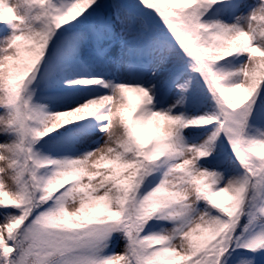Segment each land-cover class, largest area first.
<instances>
[{"label": "snow or ice", "instance_id": "obj_1", "mask_svg": "<svg viewBox=\"0 0 264 264\" xmlns=\"http://www.w3.org/2000/svg\"><path fill=\"white\" fill-rule=\"evenodd\" d=\"M0 264H264V0H0Z\"/></svg>", "mask_w": 264, "mask_h": 264}, {"label": "rangeland", "instance_id": "obj_2", "mask_svg": "<svg viewBox=\"0 0 264 264\" xmlns=\"http://www.w3.org/2000/svg\"><path fill=\"white\" fill-rule=\"evenodd\" d=\"M248 2H249V3H253V2H255V0H248ZM130 97H131V101H132L133 103H135V102H136V97H135V95H134V94H130ZM122 247H123V242L120 241V242L118 243V246L116 247V251H117V252L121 251V250H122Z\"/></svg>", "mask_w": 264, "mask_h": 264}]
</instances>
